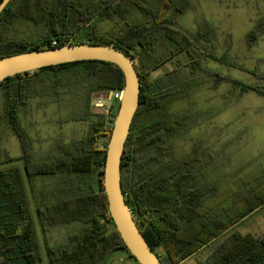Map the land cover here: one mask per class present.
Segmentation results:
<instances>
[{
  "label": "trees",
  "instance_id": "16d2710c",
  "mask_svg": "<svg viewBox=\"0 0 264 264\" xmlns=\"http://www.w3.org/2000/svg\"><path fill=\"white\" fill-rule=\"evenodd\" d=\"M187 5V0H11L0 14V58L80 43L108 45L126 54L139 75L140 93L122 155L121 188L144 240L162 264H180L222 237L205 264H264V234L233 230L264 207V180L254 184L247 181L239 198L224 206L227 199L238 194L231 187L217 191L215 185L204 186L201 177L205 167L198 153L182 160L167 159L173 139L196 123L189 114L169 109L181 95L200 85L194 80L198 70L214 76L216 84L232 82L240 85L241 94L254 92L264 97V89L240 84L205 68L198 58L203 55L201 48L208 58L237 66L213 55L210 32L188 34L176 27V17ZM133 10L146 19L127 22ZM115 19L124 22L117 32L97 33L98 22ZM16 23L32 24L41 32L35 39L7 35L8 28ZM80 32L85 39L75 41L73 36ZM259 33L257 27L251 30L248 42L256 40ZM158 46L166 49L160 57L155 56ZM183 52L190 55L189 75L175 68L164 77L142 83V66L151 73ZM64 76H73L74 87L86 90L88 107L94 98L106 99L110 91L118 93L124 86L119 67L103 61L44 67L0 82V139L2 128L8 127L18 138L22 152L19 157L5 154L0 161V167L11 165L0 169V264L41 262L34 248L35 229L24 175L27 181L33 177L58 179L45 196V205L35 212L47 264H106L117 250H125L132 257L115 229L103 189L106 149L101 146L109 139L118 99L113 95L110 107L89 119L81 139H58L57 151L42 162L36 160L32 139L19 120V110L27 105L34 80L49 83L47 90L59 97L63 93L60 88L67 85L62 81ZM85 113L81 121L88 119ZM16 163L22 168L14 166ZM75 225L65 244H49L47 233L52 228Z\"/></svg>",
  "mask_w": 264,
  "mask_h": 264
},
{
  "label": "rangeland",
  "instance_id": "374dc122",
  "mask_svg": "<svg viewBox=\"0 0 264 264\" xmlns=\"http://www.w3.org/2000/svg\"><path fill=\"white\" fill-rule=\"evenodd\" d=\"M187 1L185 11L176 17V27L188 34L196 31L210 32L209 49L213 55L237 66L230 67L208 58L199 45L203 55L198 58L205 68L240 84L264 89V0ZM145 19L143 14L133 10L126 20L132 23ZM123 26L124 22L118 19L101 21L98 22L97 33L112 35ZM256 27L260 33L256 40L248 42V33ZM40 32L32 24L16 23L8 28L7 35L35 39ZM73 38L79 41L85 39V35L80 32ZM164 51V46H158L155 56L160 57ZM189 61L190 55L183 52L151 73H146V68L142 66V83L153 82L175 68L189 75ZM194 76L200 85L181 95L169 111L187 113L196 123L187 126L173 139L167 159L182 160L198 153L202 160L200 164L205 167L201 177L204 186L215 185L217 191L226 187L236 190L238 195L233 194L223 203L228 206L239 198L244 183L251 181L254 184L258 179L264 180V97L254 92L241 94L240 85L232 82L223 80L216 84L215 77L205 71L198 70ZM62 81L67 85L60 88L63 93L57 97L47 90L49 83L34 80L29 88L27 105L19 110V120L32 139L34 155L39 162L48 160L57 151L55 147L58 139L64 142L81 139L88 130L89 119L101 115L104 110L100 104L87 106L86 90L74 87L73 76H64ZM85 112L89 114L88 119L81 121ZM2 129L0 161L6 155L12 157L21 153L20 142L13 131L5 126ZM10 166H2L0 169ZM14 166L22 168L20 163ZM57 182V177H33L27 181L24 175L27 203L35 229L34 248L41 258L40 264H47V261L35 212L38 207L45 205V196L51 193ZM75 228L76 225L52 228L47 233L49 244H65L68 234ZM233 230L241 234H264V207L243 219ZM223 239H218L180 264H205L207 256ZM106 264L138 263L125 250H117Z\"/></svg>",
  "mask_w": 264,
  "mask_h": 264
},
{
  "label": "water",
  "instance_id": "95a60500",
  "mask_svg": "<svg viewBox=\"0 0 264 264\" xmlns=\"http://www.w3.org/2000/svg\"><path fill=\"white\" fill-rule=\"evenodd\" d=\"M11 0L0 2V14ZM79 61H103L115 64L124 78L122 96L118 100L110 136L106 146L103 169V189L109 214L115 229L129 254L138 264H162L153 249L138 230L121 188V161L130 126L139 106L140 78L133 61L124 53L108 45L88 43L67 44L55 48L33 50L0 58V82L18 74H25L44 67ZM112 91L106 99L94 98L92 105L104 108L111 105Z\"/></svg>",
  "mask_w": 264,
  "mask_h": 264
},
{
  "label": "built area",
  "instance_id": "2783aa9c",
  "mask_svg": "<svg viewBox=\"0 0 264 264\" xmlns=\"http://www.w3.org/2000/svg\"><path fill=\"white\" fill-rule=\"evenodd\" d=\"M52 45H56V42L53 41V42H52ZM32 72H33V71H32ZM113 95H114L115 98H117V99L119 100V99L121 98V96H122V91H119L118 93H113V92H112V96H113ZM107 142H108V141L103 142V144H102L101 147L106 149Z\"/></svg>",
  "mask_w": 264,
  "mask_h": 264
},
{
  "label": "crops",
  "instance_id": "0c3cea01",
  "mask_svg": "<svg viewBox=\"0 0 264 264\" xmlns=\"http://www.w3.org/2000/svg\"><path fill=\"white\" fill-rule=\"evenodd\" d=\"M18 115H19V113H18ZM22 153V152H21ZM21 153L19 154V155H17V156H12V157H19V156H21ZM11 157V156H10Z\"/></svg>",
  "mask_w": 264,
  "mask_h": 264
},
{
  "label": "flooded vegetation",
  "instance_id": "af4514ba",
  "mask_svg": "<svg viewBox=\"0 0 264 264\" xmlns=\"http://www.w3.org/2000/svg\"><path fill=\"white\" fill-rule=\"evenodd\" d=\"M172 59H173V58H172ZM142 61H145V58H144V57H142ZM166 63H167V62H166ZM166 63H165V64H166Z\"/></svg>",
  "mask_w": 264,
  "mask_h": 264
}]
</instances>
